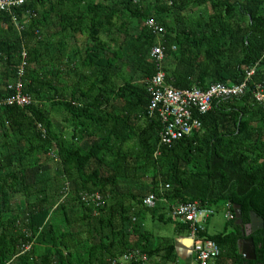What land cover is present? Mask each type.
I'll return each mask as SVG.
<instances>
[{
    "label": "trees",
    "instance_id": "1",
    "mask_svg": "<svg viewBox=\"0 0 264 264\" xmlns=\"http://www.w3.org/2000/svg\"><path fill=\"white\" fill-rule=\"evenodd\" d=\"M147 19L163 31L152 33ZM70 39L84 46L76 52L81 66L98 72L79 99L74 91L60 100L52 80L63 85L58 66ZM159 41L165 80L177 89L239 84L255 66L242 95L215 100L196 115L199 131L161 147L145 82L155 73L149 51ZM23 52L22 92L33 101L0 104V264H135L119 261L128 249L145 252L144 264L155 254L172 261V240L140 231L136 215L158 213L189 232L170 211L191 202L214 210L228 204L232 214L222 232L204 226L199 233L219 246L213 264H264V227L250 234L255 259L237 247L250 211L264 221V105L253 94L256 83L264 86V0H25L0 11V97L15 93L9 84ZM54 113L70 116L69 132L55 126ZM35 168L42 179L31 177ZM82 192H100L102 207L84 204ZM149 193L158 199L153 208L142 203ZM24 243L30 248L22 252Z\"/></svg>",
    "mask_w": 264,
    "mask_h": 264
},
{
    "label": "built area",
    "instance_id": "2",
    "mask_svg": "<svg viewBox=\"0 0 264 264\" xmlns=\"http://www.w3.org/2000/svg\"><path fill=\"white\" fill-rule=\"evenodd\" d=\"M25 0H0V11L7 12L13 7L20 6ZM147 28L152 33L159 35L163 28L153 19L145 21ZM23 59L17 69V81L12 87L14 94L7 97H0L1 105H16L19 107L28 106L32 103V98L22 92L23 81L21 79L26 63L25 52L22 53ZM149 57L155 65V73L146 79V89L150 97L148 113L156 114L162 127L158 134V147L170 145L173 141L189 136L201 128V121L196 116L208 112L215 100L242 95L245 92L248 80L255 73V66L246 72L244 81L239 84L225 85L215 83L207 89L202 90L198 87L188 89H177L168 84L165 80V72L162 70V61L164 59V48L159 43L153 45L149 51ZM264 86L256 83L253 94L255 100L264 105ZM42 136L46 135V130L38 123ZM158 154V151L155 153ZM53 162H58L59 157L55 151L48 153ZM69 182L65 181L63 193L69 190ZM81 201L86 205L95 208L102 206L103 196L99 192L80 193ZM157 197L154 194H147L143 197L142 203L146 207L153 208L157 203ZM225 216L231 218L232 214L226 204ZM212 208H201L196 202L178 204L171 207V216L182 223L188 224L189 236L192 239V250L195 256L196 264H213L219 256L220 249L217 243L208 238H200L199 233L204 229L207 219L213 214ZM30 248V243L22 245V252ZM120 262L144 264L148 262V256L140 249H128L119 259Z\"/></svg>",
    "mask_w": 264,
    "mask_h": 264
},
{
    "label": "crops",
    "instance_id": "3",
    "mask_svg": "<svg viewBox=\"0 0 264 264\" xmlns=\"http://www.w3.org/2000/svg\"><path fill=\"white\" fill-rule=\"evenodd\" d=\"M122 36L119 35V38L117 36V42L116 46H118V43L121 42ZM103 41L106 42L107 38L103 37ZM72 40L70 39L69 44L71 43V47L67 49V59L66 61H63V63H59L60 65L58 66L59 68H62V84H59L55 79L52 80V94L54 96V92L59 89V99L63 100L64 97L66 96L67 98H71L70 95L73 94L75 91L76 97L79 99L81 91L86 90L87 87L91 86V81L93 80V76L95 73H97V69H90V68H85L84 66H81L82 63L79 60V56H77L76 52L79 49L80 51H84V46H80L76 48L74 44H72ZM160 42V41H159ZM101 46V44H100ZM105 47L107 51V46L102 45ZM114 47V48H115ZM101 48V47H100ZM113 49V48H112ZM100 54L102 53V50H100ZM71 59V60H70ZM78 89V90H77ZM77 91V93H76ZM84 92V91H83ZM56 96V95H55ZM75 97V96H74ZM83 97V96H82ZM56 98V97H55ZM101 99V95L98 96V100ZM66 114H53V122L55 126L59 129H61L63 132H69L71 130V127L69 125V122H67V118H70L69 115L65 117ZM88 137H84L80 140V144L84 147L88 146ZM53 167V165H51ZM52 172L50 175L53 173V169H51ZM50 172V170H49ZM48 174V173H47ZM42 172L38 171V169L35 168L31 172V177L33 179H42ZM123 186V185H121ZM120 191H127L129 187H120ZM131 190H134V192H139L138 188H135L132 186L130 188ZM100 193V192H99ZM20 200V198H19ZM15 201V200H14ZM21 202V201H20ZM16 204V202H15ZM103 205V204H102ZM15 208L21 209L22 208V203H19L18 205H14ZM102 207V206H101ZM94 209V212H96ZM139 225H140V231H149L151 232L155 237H169L172 240L173 244V251H174V258L172 261H166L161 258L160 254H155L154 256L149 258V264H196L195 263V256L192 250V239L189 236L188 231L182 230L181 228H178L174 222H167L164 221L165 219L160 218L158 213H151V212H139L137 215ZM134 220V218H133ZM209 220V219H208ZM132 224V222H131ZM206 227V224H205ZM130 228V222L126 223L124 226V229H129ZM156 231H159V233ZM166 231L171 233L172 236L169 234H166ZM207 231V229H206ZM120 259V258H119ZM123 263V262H122Z\"/></svg>",
    "mask_w": 264,
    "mask_h": 264
},
{
    "label": "water",
    "instance_id": "4",
    "mask_svg": "<svg viewBox=\"0 0 264 264\" xmlns=\"http://www.w3.org/2000/svg\"><path fill=\"white\" fill-rule=\"evenodd\" d=\"M235 218L237 224H242L241 211L235 206ZM250 221L242 228V234L246 237L237 241L238 252L246 259H255L254 242L250 234L264 227L263 218L255 211L249 213Z\"/></svg>",
    "mask_w": 264,
    "mask_h": 264
},
{
    "label": "rangeland",
    "instance_id": "5",
    "mask_svg": "<svg viewBox=\"0 0 264 264\" xmlns=\"http://www.w3.org/2000/svg\"><path fill=\"white\" fill-rule=\"evenodd\" d=\"M16 204L19 206L20 200L16 199L15 200ZM213 214L210 216L209 220L206 222V229L209 234H215L222 232L224 229L225 221H226V216H225V209H218L214 210L213 209ZM159 233V231H156V233ZM166 234L170 235L171 233L166 231ZM172 236V234L170 235Z\"/></svg>",
    "mask_w": 264,
    "mask_h": 264
},
{
    "label": "flooded vegetation",
    "instance_id": "6",
    "mask_svg": "<svg viewBox=\"0 0 264 264\" xmlns=\"http://www.w3.org/2000/svg\"><path fill=\"white\" fill-rule=\"evenodd\" d=\"M243 235V234H242ZM243 236H245V235H243ZM246 237V236H245ZM244 238V237H243Z\"/></svg>",
    "mask_w": 264,
    "mask_h": 264
}]
</instances>
